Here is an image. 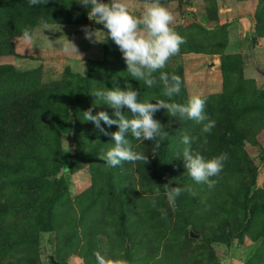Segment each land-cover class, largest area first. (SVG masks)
I'll return each instance as SVG.
<instances>
[{"label":"rangeland","instance_id":"obj_1","mask_svg":"<svg viewBox=\"0 0 264 264\" xmlns=\"http://www.w3.org/2000/svg\"><path fill=\"white\" fill-rule=\"evenodd\" d=\"M80 2L49 0L42 11L22 10L11 26L7 53L0 54V67L10 72L0 74V102L10 112L0 147V264H95L96 251L129 264H264V0H161L173 14L170 27L185 40L162 70L181 77V92L172 100L206 98L205 111L216 124L204 143L202 125L164 123L168 139L178 140L167 139L155 151L153 142L129 135L132 149L148 155L149 163L115 168L99 159L113 143L110 136L93 124H79L72 110L69 129L58 141L43 113L35 134L18 136V106L32 86L55 89L68 102L89 61L113 64L121 54L102 35L85 39V27L106 30L88 18ZM127 4L131 13H141L143 0ZM39 17L50 18L45 35L57 39L56 48H48L42 35L35 45L19 39L25 27L37 32ZM63 35L78 47L83 64L63 52ZM127 83L138 81L130 76ZM101 84L100 78L92 88ZM90 101L85 106L93 107ZM183 134L205 158L228 153L223 171L213 178L215 188L195 184L185 173ZM169 183L191 186L198 195L184 192L172 205L162 187ZM155 185L161 186L158 196ZM46 203L49 222L42 232L37 213Z\"/></svg>","mask_w":264,"mask_h":264},{"label":"clouds","instance_id":"obj_2","mask_svg":"<svg viewBox=\"0 0 264 264\" xmlns=\"http://www.w3.org/2000/svg\"><path fill=\"white\" fill-rule=\"evenodd\" d=\"M49 0H28L29 6L45 5ZM82 7L88 9V18L96 24L102 25V30H92L85 27L82 29L85 39L96 41L97 35L110 39L119 49L122 59L126 64V72L132 80L142 81L147 87L152 88L158 83L163 86L164 95L169 101L159 100L150 103L151 100L139 99L140 92L131 83H125L123 89L114 81L111 89L103 84L92 91L95 98L94 107L106 104L114 110L111 118L105 111H98L93 115V108L85 110L83 118L85 122H91L103 135L110 136L112 144H106L100 160L111 168L121 166L124 162H141L144 165L149 163V157L144 152H137L132 149L130 135L139 141L153 142V151L159 149L165 142L169 133L165 125L154 119V114L164 109L168 116L178 117L181 120H192L202 125L201 133L204 134V143H207V135H210L216 122L211 120L206 113V98L200 95H191L185 102L178 103L172 100L181 92L182 80L176 74H169L165 71L170 58L177 55L180 47L185 43L184 38L179 35L170 25L173 14L161 4V0H143V8L139 15L129 11L127 0H81ZM49 17H39V29L34 32L31 28L22 29L19 37L25 43L36 44L39 35L43 36V42L48 48L57 47V39H51ZM61 31V25L55 23ZM63 52L78 56L82 62V54L72 41L63 35ZM83 64V62H82ZM157 73L159 75L157 76ZM126 109L127 111H122ZM115 125L117 131L109 133L105 127ZM185 147L182 151L183 166L185 173L195 184H204L208 189L215 188L217 180L229 159L227 152H222L210 158H205L200 152L193 151L191 144L193 138L187 134L182 135L181 141ZM156 186V185H155ZM156 186L157 196L159 188ZM170 204L175 205L176 200L184 192L195 197L198 193L191 187H171L170 183L162 186ZM157 201L153 199L152 206L156 207ZM163 213V209H160ZM95 264H129L123 258H114L106 252L96 251L93 253Z\"/></svg>","mask_w":264,"mask_h":264},{"label":"trees","instance_id":"obj_3","mask_svg":"<svg viewBox=\"0 0 264 264\" xmlns=\"http://www.w3.org/2000/svg\"><path fill=\"white\" fill-rule=\"evenodd\" d=\"M44 10V6H29V3L24 2V0H0V54L7 53V49L10 46V42L12 40L11 30L17 26V23L20 19V14L22 10ZM13 15V16H12ZM11 26H14L11 29ZM117 60L113 64H104L98 61H89L86 65V73L80 79L79 84L72 91L71 98L67 102L64 99V96L59 95L56 90H43L40 87L34 85L32 86V92L30 93L28 99L24 100L18 108H20L19 112L16 114L18 117V122H20L21 131L18 133V136L23 138H27L36 133L35 131V123L39 120L37 117L40 114H47L49 118L53 122L52 126V134L53 139L58 141L59 135L65 133L70 126V120L68 118V112L73 111L76 114L77 120L79 124L89 123L85 122L83 118V112L90 108L88 104L85 106L87 102H91L90 99L95 98L91 95L94 90L92 87L98 82L100 78L104 82V86L108 89H111L113 86V82L115 81L118 86L123 89L125 83L130 79V74L127 73L126 64L122 59V55L118 54ZM97 68L99 69L97 71ZM234 70H237L238 66L232 67ZM97 71V72H96ZM9 70L6 67H0V74L7 75L9 74ZM102 74V77H100ZM159 73H157V76ZM134 88H136L140 92L139 99L143 101L144 99L151 100L150 103H156L159 100H165L163 94V86L161 84H157L152 88L147 87L142 81H138V84H132ZM99 86V85H98ZM57 89V88H56ZM92 103V102H91ZM83 104V105H82ZM95 104V101H94ZM6 109H3L5 108ZM26 108V110H24ZM93 115H95L98 111H105L109 114L111 118H115L113 116L114 110L108 107L106 104H100L99 106L92 107ZM107 108V110H106ZM7 106H4L3 102H0V147L2 146L5 134L2 127H4L5 119L10 117V112H8ZM7 110V112H6ZM162 114V115H160ZM156 120H159L161 124L164 123H172L177 126H182V121L178 117H172L171 120H166L164 118L165 110L161 109L155 113ZM167 116V115H166ZM171 117V116H170ZM94 126V125H93ZM101 126L107 127L103 125L101 122ZM95 127V126H94ZM178 127V128H179ZM111 132L117 131V127L115 125L109 127ZM94 130H97L94 128ZM16 136V138L18 137ZM173 142L178 139H174L173 137L168 139ZM168 144V142H167ZM59 158L61 157L58 154ZM2 159L0 158V166ZM59 169V168H58ZM57 170L55 169L52 173L57 174ZM49 203L42 205L37 213V218L40 222H42V227L40 231H46V225L49 222L48 215V207ZM243 226L241 225L238 235L243 230Z\"/></svg>","mask_w":264,"mask_h":264},{"label":"water","instance_id":"obj_4","mask_svg":"<svg viewBox=\"0 0 264 264\" xmlns=\"http://www.w3.org/2000/svg\"><path fill=\"white\" fill-rule=\"evenodd\" d=\"M211 65H212L211 63H208V64H207L208 67L211 66ZM189 236H190L191 238H194V239L197 237V235H195V234H193V233H191V232L189 233Z\"/></svg>","mask_w":264,"mask_h":264}]
</instances>
